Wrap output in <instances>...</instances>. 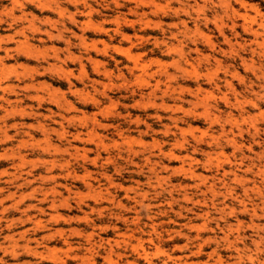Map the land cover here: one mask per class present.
I'll return each mask as SVG.
<instances>
[{
	"label": "rangeland",
	"instance_id": "1",
	"mask_svg": "<svg viewBox=\"0 0 264 264\" xmlns=\"http://www.w3.org/2000/svg\"><path fill=\"white\" fill-rule=\"evenodd\" d=\"M263 42L264 0H0L5 264H264Z\"/></svg>",
	"mask_w": 264,
	"mask_h": 264
},
{
	"label": "bare ground",
	"instance_id": "2",
	"mask_svg": "<svg viewBox=\"0 0 264 264\" xmlns=\"http://www.w3.org/2000/svg\"><path fill=\"white\" fill-rule=\"evenodd\" d=\"M184 10V9H183ZM186 15V14H185ZM246 32H251V29L250 28H248V29H246ZM252 34H253V36H254V38L256 39V37H257V32H251ZM264 43V42H263ZM257 45H259V44H257ZM194 68V67H193ZM144 106V105H143ZM83 150V149H82ZM131 151V150H130ZM129 152V151H128ZM135 152V151H134ZM155 176V175H154ZM158 180V179H157ZM55 190V189H54ZM56 191V190H55ZM132 192H133V189L131 190ZM135 191V190H134ZM53 193H54V191H53ZM134 193V192H133ZM140 193V192H139ZM142 193V192H141ZM99 194V193H98ZM144 194H145V192H144ZM141 195V194H140ZM128 196V195H127ZM138 197V196H137ZM141 197L143 198V200L145 199V195H141ZM134 199V198H133ZM184 199V198H183ZM63 201V200H62ZM186 201H188V200H186ZM138 202V201H137ZM140 203V206H144V203H143V201H141V202H139ZM122 205V204H121ZM38 225H39V223H38ZM38 225H36V226H38ZM116 242V241H115ZM138 246H139V244H138ZM143 247V246H142ZM136 251V250H135ZM137 252V251H136ZM148 254V253H147ZM147 256H149V255H147ZM148 258V257H147Z\"/></svg>",
	"mask_w": 264,
	"mask_h": 264
},
{
	"label": "clouds",
	"instance_id": "3",
	"mask_svg": "<svg viewBox=\"0 0 264 264\" xmlns=\"http://www.w3.org/2000/svg\"><path fill=\"white\" fill-rule=\"evenodd\" d=\"M12 255H13V258H15L16 254L14 252L12 253ZM0 264H5V260L3 256H0Z\"/></svg>",
	"mask_w": 264,
	"mask_h": 264
}]
</instances>
